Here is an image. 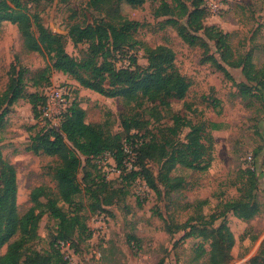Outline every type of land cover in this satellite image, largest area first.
Here are the masks:
<instances>
[{
  "label": "rangeland",
  "instance_id": "1",
  "mask_svg": "<svg viewBox=\"0 0 264 264\" xmlns=\"http://www.w3.org/2000/svg\"><path fill=\"white\" fill-rule=\"evenodd\" d=\"M7 1L11 3L12 0ZM20 2L33 22L65 37L66 52L79 62L95 58L101 64L106 55L90 43L75 45L69 37L72 25L100 24L101 19L116 20L117 16L138 23L137 30L133 32L135 49L127 56L126 53L114 55L112 49L107 53L110 60L115 58L120 68L129 67L135 55L138 67L146 69L149 66V51L168 47L175 53V69L190 85L185 100H169L171 107L168 110L159 103L142 98L132 103L123 98H106L83 88L74 77L53 69L43 78L41 74L51 68L53 61L48 56L27 52L18 26L4 23L0 35V96L8 88L12 66L28 70L25 83L27 95L50 96L46 97L45 115L40 120L34 118L30 100L21 99L9 107L0 126L3 159L17 170L20 215L33 207L31 193L35 188L44 186L51 192H57L55 173L61 160L45 154L36 155L29 148L32 146L31 138L42 133L45 126L59 129L63 113L74 101L86 111L89 124L100 126L113 136L123 135L126 138L123 120L135 121V134L139 133L148 144H167L169 153L186 143L190 133V129L183 126L178 136L164 139L169 137L168 129L175 126L174 116L194 125L207 124L209 128L213 123L220 128L211 130L214 149L210 168L197 171L178 166L171 177L183 179L181 189L167 192L158 183V193L149 188L142 177L135 181L132 178L121 179L111 173L115 165L113 160L103 159L101 163V171L112 183L108 186L98 184L91 163L81 170L79 182L82 194L76 199V206L64 208L70 213L79 210L92 232L91 238L82 231H76L72 236L77 263L207 264L208 255L199 261H196V256L200 247L209 251V243L198 237L186 238L189 229L183 231L180 228L185 225L200 226L201 216L207 219L211 215L220 216L226 203L241 200L254 186L259 215L244 221L233 213L227 214L228 225L235 237L230 264H250L264 243V98L260 95L242 97L241 86H252L242 69L228 66L216 43L200 33L199 36L209 44V55L229 71L232 79H228L212 64L204 62L202 48L190 46L181 39L176 28L168 23V20L177 19V11L174 10L177 3L174 0H146L140 7L111 4L102 13L93 10L89 0ZM181 2L190 11L193 10L194 0ZM205 7L208 9L205 26L216 27L230 35V60L245 58L251 52L256 68L263 70L264 0H206ZM168 8L174 10L175 16L166 14ZM180 22L187 24L186 19ZM65 90L70 92L69 96L64 95ZM54 91L62 97L59 98L57 93L52 97ZM154 110L164 115L161 122L153 119ZM250 155L254 158L253 164L249 161ZM145 164L155 177L159 176L162 170L159 153ZM252 166L256 169L254 185L249 181L248 173V168ZM41 201L45 202L44 199ZM109 201L110 204L106 205ZM99 205L100 209L94 211ZM221 222L220 218L215 226L218 227ZM56 238L57 223L45 216L40 223L39 238L27 248L43 256H53L51 264H61L57 262L53 247ZM6 251L7 246L0 252V257Z\"/></svg>",
  "mask_w": 264,
  "mask_h": 264
},
{
  "label": "trees",
  "instance_id": "2",
  "mask_svg": "<svg viewBox=\"0 0 264 264\" xmlns=\"http://www.w3.org/2000/svg\"><path fill=\"white\" fill-rule=\"evenodd\" d=\"M174 1L177 3L174 8L177 11V19L168 20V23L176 28L181 39L190 46L202 48L205 55L204 62L212 64L228 79H232L229 71L214 56L209 55V44L199 36L203 33L208 40L216 43L218 50L222 52L224 62L230 67L242 69L247 81L252 83V86L247 84L241 86L242 97L246 99L260 95L259 97L264 98V69L256 68L251 52L245 58L230 60V35L216 27L205 26V20L208 18L206 0H194L192 11L181 0ZM145 2L146 0H89V5L93 10L102 13L111 4H117L118 7L122 4L140 7ZM174 10L168 8L166 14L173 17ZM184 19L187 20L186 25L180 22ZM6 22L18 26L27 52L48 56L53 61L51 68H47L41 74L43 78L53 69L74 77L83 88L106 98H123L128 103L137 102L142 98L144 101L159 103L168 110L171 107L169 100H185L188 95L190 85L175 69V53L168 47L150 50L149 66L146 69L138 67V59L135 55L129 67L120 68L114 61L115 58L110 60L108 54L112 49L114 55L126 53L125 56L135 49L133 32L137 30L139 24L122 16H117L116 20L101 19L100 24L89 26L74 24L70 27L69 37L75 45L90 43L106 55L101 64L95 58L82 62L72 58L66 52L65 37L54 34L38 22H33L20 0H12L11 3L7 0L0 1V35ZM27 74L28 70L23 67H11L8 88L0 96V111L4 109L0 116V126L9 107L21 99L30 100L36 120H40L45 115L47 98L41 94L27 95L25 92ZM152 114L156 122H161L164 118V115L157 110ZM86 119V111L79 102L74 101L63 113L59 129L45 126L42 133L31 138L32 146L29 151L36 155L57 157L61 160V164L55 173L57 192H51L44 186L35 188L31 193L33 207L24 215H20L18 207L17 170L3 159L0 149V252L7 246L6 253L0 257V264H51L53 256H43L27 248L28 244L39 238L40 223L45 216L57 223V238L53 247L58 263L67 264L58 248L60 242H71L74 246L72 236L76 231H82L91 238L92 232L79 210L70 213L64 209L65 206L70 208L76 206V199L82 194L79 174L87 164H92L98 184L102 186L112 184L101 171L103 159L110 154L121 170V179L132 178L135 181L138 177H142L148 187L158 193H160L158 183L167 192L174 191L181 189L183 185L182 178L171 177L172 171L178 166L197 171L209 170L214 149L211 130L220 128L213 123L210 124V128L207 124L194 125L179 116H174L175 126L168 129L169 137L164 139L169 140L178 136L183 126L189 128L190 133L186 137V143H182L169 153L167 144H157V142L148 144L139 133L135 134L136 130H133L136 129L133 127H137L135 121L131 122L126 118L123 120V128L127 134V137L123 138V135L113 136L106 133L102 127L89 124ZM125 143L137 153V170L128 171L125 167L124 162L127 158L124 152ZM157 153H159V162L162 163V170L159 176L155 177L145 163L154 159ZM248 171L249 181L254 185L255 171L250 168ZM253 188L248 190L241 200L226 203L224 212L220 216L211 215L208 219L201 216L200 226L185 225L180 228L183 231L189 229L186 238L198 237L209 243V251L204 247L198 249L196 261L208 255L207 264H230L235 237L228 225L227 214L233 213L244 221H250L259 215L260 209ZM42 199L45 202L41 201ZM109 204L110 201L106 202V205ZM97 209H100V205L94 211ZM102 211L104 210H99ZM220 218L222 222L216 227ZM250 264H264V243Z\"/></svg>",
  "mask_w": 264,
  "mask_h": 264
},
{
  "label": "built area",
  "instance_id": "3",
  "mask_svg": "<svg viewBox=\"0 0 264 264\" xmlns=\"http://www.w3.org/2000/svg\"><path fill=\"white\" fill-rule=\"evenodd\" d=\"M55 93H57V92L56 91L52 92V97L55 96ZM64 93H65L64 94L65 96H69L70 92L65 90ZM57 96L59 98H61L62 94L57 93ZM45 97H50V96L48 95ZM46 115H47V113H46ZM124 152L127 155V158L124 162L127 170L128 171L137 170V168H136V164H137V160H138L137 159V153L132 150V148L130 147V145L128 143L124 144ZM105 159L114 161L113 157L110 154H107ZM253 159H254L253 156L250 155L249 161H250V163L252 162V164H253ZM114 163H115V161H114ZM250 169L252 171L256 170L254 166L250 167ZM111 173L113 175L120 177L121 170L117 167L116 163H115L114 167L112 168ZM58 248L61 251V253L63 254L64 259L67 262V264H78L77 263V253H76V250H75V248L71 242H60L58 244Z\"/></svg>",
  "mask_w": 264,
  "mask_h": 264
}]
</instances>
